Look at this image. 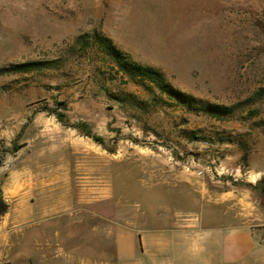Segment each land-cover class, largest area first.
I'll use <instances>...</instances> for the list:
<instances>
[{
  "label": "rangeland",
  "instance_id": "rangeland-1",
  "mask_svg": "<svg viewBox=\"0 0 264 264\" xmlns=\"http://www.w3.org/2000/svg\"><path fill=\"white\" fill-rule=\"evenodd\" d=\"M92 30L231 117L115 100L68 51ZM31 61L0 75V264H119L120 237L125 263L165 259L241 229L234 264H264V0H0V69Z\"/></svg>",
  "mask_w": 264,
  "mask_h": 264
},
{
  "label": "trees",
  "instance_id": "trees-1",
  "mask_svg": "<svg viewBox=\"0 0 264 264\" xmlns=\"http://www.w3.org/2000/svg\"><path fill=\"white\" fill-rule=\"evenodd\" d=\"M68 51L76 60L87 62L103 90L104 84H114V93L111 96L121 103H128L142 110H179L182 113L214 119H227L232 115L233 109L230 107L207 103L178 90L166 79L160 69L134 61L97 30L75 37ZM44 64L41 61H31L3 67L0 69V75L39 71L45 68ZM119 82L131 84L141 90L146 95V99H138L131 93L119 90ZM57 118L61 120L62 115L58 114ZM85 126L81 125L82 128ZM86 135L94 140H101L91 135L89 130L86 131ZM194 138L198 137L195 135ZM0 204L5 208L3 211L5 212L7 205L2 201Z\"/></svg>",
  "mask_w": 264,
  "mask_h": 264
},
{
  "label": "crops",
  "instance_id": "crops-1",
  "mask_svg": "<svg viewBox=\"0 0 264 264\" xmlns=\"http://www.w3.org/2000/svg\"><path fill=\"white\" fill-rule=\"evenodd\" d=\"M51 182L52 180L50 179L48 184ZM46 185L47 183H45L44 186ZM239 240L242 242L239 243ZM250 241L249 231L241 229L223 235V238L217 244H199L194 247L195 249H189L188 252H193V254L186 253L182 255L179 254V252H181L180 249L177 247H171L168 251V258L148 261L130 260L125 263L122 258L125 254V249L123 248L122 239L120 237L118 243V253L120 256L119 264H234V262L238 261L240 258L248 256L252 248ZM163 248L164 252L166 250V245H163Z\"/></svg>",
  "mask_w": 264,
  "mask_h": 264
}]
</instances>
